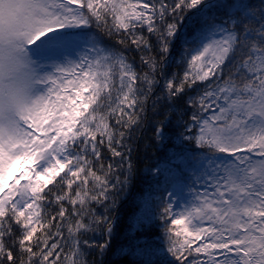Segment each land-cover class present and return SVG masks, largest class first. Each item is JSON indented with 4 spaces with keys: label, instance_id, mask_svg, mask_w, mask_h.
I'll return each mask as SVG.
<instances>
[{
    "label": "snow or ice",
    "instance_id": "obj_1",
    "mask_svg": "<svg viewBox=\"0 0 264 264\" xmlns=\"http://www.w3.org/2000/svg\"><path fill=\"white\" fill-rule=\"evenodd\" d=\"M28 2L34 11L21 33L22 50L32 66L36 89L19 124L12 130L0 128V260L17 264L7 238L19 247V264H60L61 244L48 243L54 237L64 240L61 227L52 232L54 221L69 224L71 247L63 264H87L80 247L82 233L103 223L108 236L112 234V225L92 214L90 204L107 201L109 192L126 181L118 177L115 184L110 181L113 165L105 170L101 147L106 146L113 157L123 155L116 145L123 144V129L140 123L139 113L157 83L159 62L142 56L149 71L140 75L125 56L98 46L83 30L94 22L98 27L106 25L111 17L117 32L128 33L138 49L150 50L148 41L134 31L147 25V31L157 35L164 58L179 26L169 22L161 30L157 19L163 23L171 14L173 21L182 23L187 11L197 10L194 18H204L215 10L226 19L219 25H202L191 41L185 40L193 45L189 70L179 83L174 76L166 80L164 88L166 98L172 100L186 84L191 88L197 82H210L188 101L197 107L192 116L199 125L196 142L232 159H208L213 171L218 168L223 173L212 199L207 193L203 198L197 194L199 202L181 212L172 214L171 204L164 209L169 225L162 264H183L193 252L197 256L189 264H264V0L258 5L247 0H176L171 6L160 0L159 8L128 0ZM80 42L89 45L91 55L70 58ZM60 50L63 53L58 55ZM208 110L212 115H199ZM156 135L164 138L163 124L157 126ZM65 202L71 205L74 220L65 219ZM53 205L57 212L45 220L46 209ZM185 221L191 230L184 228L185 239L180 242L181 233L174 226ZM195 241L203 243L193 247ZM106 247L107 241L101 249ZM199 254L206 259H199Z\"/></svg>",
    "mask_w": 264,
    "mask_h": 264
},
{
    "label": "trees",
    "instance_id": "obj_2",
    "mask_svg": "<svg viewBox=\"0 0 264 264\" xmlns=\"http://www.w3.org/2000/svg\"><path fill=\"white\" fill-rule=\"evenodd\" d=\"M128 2L156 4L157 8L160 6V0H128ZM164 2L171 6L176 0H164ZM210 2L216 3L219 0H210ZM247 2L258 5L261 0H247ZM196 11L185 12L182 23L173 21L171 14L165 17L163 23L157 19V27L161 30L164 24L169 22H177L179 26L176 38L171 41L170 51L164 58L159 51L157 35L149 33L147 25L137 27L134 31L136 35L143 36L148 41L150 50L144 47L138 49L131 43V36L128 33L122 30L117 32L113 28L114 21L111 17H107L106 25L98 27L94 22L90 28L83 30L98 42V46L125 56L140 75L149 71L148 66L142 62V56H153L159 62L158 71L155 73L157 83L148 95L143 113H139L140 123L133 125L131 129H123L125 132L123 144L116 145L117 150L123 155L113 157L106 146L101 147V162L105 170L109 164L113 165L110 181L115 184L118 177L120 181L126 183H121L111 190L107 201L90 204L92 214L107 219L112 225V234L109 237L105 224L101 223L96 225L94 230L80 235V247L85 253L87 264H162L167 247L165 230L169 225L164 218L166 216L164 209L171 204L172 214H175L185 207L198 203L197 194L201 198L207 192L213 194L216 181L223 173L218 168L213 171L214 166L209 165L208 159L218 157L232 159L227 154L215 153L212 149L200 147L196 142L199 125L193 121L192 116L197 112V107L190 105L188 101L189 98H195L202 93L209 81L197 82L191 88L186 84L185 91L178 97L172 100L166 98L165 81L174 76L175 83H179L185 72L189 70V52L193 45L185 43V40L191 41L194 31L202 25L205 27L219 25L226 19L222 13L215 10L210 11L204 18H194ZM121 40L124 42L120 43ZM199 115L207 117L212 115V111L208 110ZM110 123L115 126L114 120ZM159 124H163V139L156 135ZM115 127L119 128V126ZM253 158L258 159L255 156ZM99 167L97 163L98 172ZM73 189L75 190V185ZM64 207L68 209L65 219L74 220L71 215V205L65 202ZM57 210L55 205L48 207L44 219L47 220ZM86 222H90V218L86 217ZM53 225V233L56 227L62 228L64 240L58 241V238L54 237L49 239L48 243L61 244L63 251L58 248L57 252L61 255L60 264H63L64 255L71 247V240L68 238L69 224L57 225L54 221ZM205 225H208V222ZM185 227L189 228L187 221L185 224L174 226V231L181 233L177 238L180 242L185 239ZM14 234L17 237L20 235L18 227L14 228ZM36 235L40 237L41 233L38 231ZM187 239L192 240L190 237ZM85 241L87 244L84 243ZM106 241L107 247L102 250L101 245ZM5 243L19 264L21 253L18 245L7 238ZM198 243L199 241H195L193 247ZM53 255L55 256L56 253ZM196 256L197 254L193 252L183 264H189V261ZM167 259L172 258L167 256ZM199 259L206 258L203 254H199ZM0 264H9V262L5 258L0 260ZM172 264L179 262L173 261Z\"/></svg>",
    "mask_w": 264,
    "mask_h": 264
},
{
    "label": "clouds",
    "instance_id": "obj_3",
    "mask_svg": "<svg viewBox=\"0 0 264 264\" xmlns=\"http://www.w3.org/2000/svg\"><path fill=\"white\" fill-rule=\"evenodd\" d=\"M28 0H0V128L12 130L31 104L36 78L23 49Z\"/></svg>",
    "mask_w": 264,
    "mask_h": 264
},
{
    "label": "rangeland",
    "instance_id": "obj_4",
    "mask_svg": "<svg viewBox=\"0 0 264 264\" xmlns=\"http://www.w3.org/2000/svg\"><path fill=\"white\" fill-rule=\"evenodd\" d=\"M88 48H89L88 44L80 42L76 46L75 50H73L71 52V57L70 58L76 59L79 56H84V55H89L90 56L91 53L88 51ZM62 53H63V50H60V53H58V55H61ZM49 62H51V61H49ZM255 159H257V158H255ZM258 159H260V157H258ZM22 183H24V182L22 181ZM207 194H208V199H212V194H210L209 192H207ZM203 197H204V195H203ZM205 223H207V222H205ZM205 226H208V225H205ZM189 230H191V226L190 225H189ZM190 239H192V237H190ZM202 243H203V241H199L198 245L202 244ZM193 245H195V244H193Z\"/></svg>",
    "mask_w": 264,
    "mask_h": 264
}]
</instances>
